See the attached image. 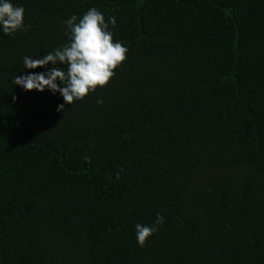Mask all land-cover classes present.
<instances>
[{"label": "trees", "instance_id": "trees-1", "mask_svg": "<svg viewBox=\"0 0 264 264\" xmlns=\"http://www.w3.org/2000/svg\"><path fill=\"white\" fill-rule=\"evenodd\" d=\"M13 3L27 27L0 33V264H264V0ZM89 7L116 18L126 59L57 111L13 77L45 71L22 58L67 43L62 21Z\"/></svg>", "mask_w": 264, "mask_h": 264}, {"label": "clouds", "instance_id": "clouds-1", "mask_svg": "<svg viewBox=\"0 0 264 264\" xmlns=\"http://www.w3.org/2000/svg\"><path fill=\"white\" fill-rule=\"evenodd\" d=\"M24 13L23 6L14 4L13 0H0V33L13 35L26 30ZM116 24L114 16L106 20L96 7H89L80 17L72 14L62 21L67 43L57 46L42 58L28 55L22 58L21 70H46L16 75L12 83L23 91L58 93L63 103L57 105V111H63L65 104L83 100L98 87L107 85L115 75L114 70L126 59L127 48L114 39ZM12 99L15 101L17 98L13 96ZM97 103L103 101L97 100ZM163 222V216L157 213L153 224H135L137 245L143 247Z\"/></svg>", "mask_w": 264, "mask_h": 264}]
</instances>
